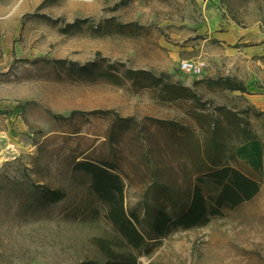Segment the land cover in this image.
I'll use <instances>...</instances> for the list:
<instances>
[{"label": "rangeland", "instance_id": "374dc122", "mask_svg": "<svg viewBox=\"0 0 264 264\" xmlns=\"http://www.w3.org/2000/svg\"><path fill=\"white\" fill-rule=\"evenodd\" d=\"M58 60L95 62L101 74ZM183 60L207 67L188 75ZM127 69L165 86L126 79ZM218 77L243 81L248 94L208 83ZM243 119L259 140L236 148ZM227 160L260 192L162 238L138 225L140 250L76 169L115 166L127 215L148 220L187 206L198 177ZM43 190L63 197L42 203ZM100 239L140 264H264V0H0V264H102Z\"/></svg>", "mask_w": 264, "mask_h": 264}, {"label": "trees", "instance_id": "16d2710c", "mask_svg": "<svg viewBox=\"0 0 264 264\" xmlns=\"http://www.w3.org/2000/svg\"><path fill=\"white\" fill-rule=\"evenodd\" d=\"M75 27L76 24L68 25V28ZM55 62L60 65L70 64V67L78 69L84 76H92L96 72L97 74H101L97 70L95 62L83 66L75 62L68 63L65 60ZM104 74L112 77L110 71ZM125 77L132 81L138 79L151 80L152 88L162 87L164 85L163 79L154 77L151 72L145 70L127 69ZM208 83L223 90L240 92L243 95L248 94L246 84L237 78H211L208 80ZM167 86L179 89L177 85H166V88ZM182 89L185 90L186 87H182ZM250 110H254L258 116L263 114L262 111H258L253 106L250 107ZM81 114H84V112L73 111L71 116ZM241 130L244 138L236 148L259 140V135L253 129L249 120L243 119ZM210 147L215 151L218 150L213 145H210ZM76 169L85 172L91 177L93 191L102 202L108 204L110 207L108 219L115 225L125 241H128L132 248L136 250H140L146 243V238L139 230L138 225L148 224L151 233L162 238L167 236L172 230H190L196 227L206 226L213 218L221 217L225 208H237L244 202L252 200L260 192V183L257 180L233 167L229 160H227L226 162H219L213 165L203 173L204 175L198 177V184L195 186L191 202L187 206L175 209L172 212L168 209L161 208L153 212V215L148 220H143L138 215H134L133 217L127 215L124 200L125 183L116 172L115 166L109 163L97 164L83 161L77 163ZM254 169L259 171L258 167ZM203 186L210 187L211 191L206 194ZM41 193L42 203L54 204L63 197L59 191L43 190ZM111 243L113 244L112 241L99 240V250L104 257L102 264H140L137 254L131 250L116 251ZM79 264L99 263L95 261H84Z\"/></svg>", "mask_w": 264, "mask_h": 264}, {"label": "built area", "instance_id": "2783aa9c", "mask_svg": "<svg viewBox=\"0 0 264 264\" xmlns=\"http://www.w3.org/2000/svg\"><path fill=\"white\" fill-rule=\"evenodd\" d=\"M206 67V63L200 61L183 60L180 62V68L185 74L196 77L202 76Z\"/></svg>", "mask_w": 264, "mask_h": 264}, {"label": "crops", "instance_id": "0c3cea01", "mask_svg": "<svg viewBox=\"0 0 264 264\" xmlns=\"http://www.w3.org/2000/svg\"><path fill=\"white\" fill-rule=\"evenodd\" d=\"M20 120V119H19ZM4 121V123L6 124V125H8V127H9V129H11L10 128V119H8V118H6V119H4L3 120ZM246 156H247V159L249 158V159H254V157H255V151L253 152V150H248V151H246Z\"/></svg>", "mask_w": 264, "mask_h": 264}]
</instances>
